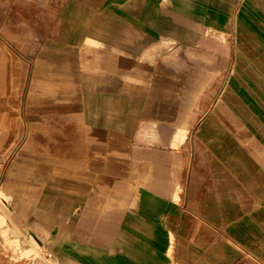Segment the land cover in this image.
<instances>
[{
    "label": "crops",
    "instance_id": "0c3cea01",
    "mask_svg": "<svg viewBox=\"0 0 264 264\" xmlns=\"http://www.w3.org/2000/svg\"><path fill=\"white\" fill-rule=\"evenodd\" d=\"M161 1L0 0V33L22 50L24 66L42 63L38 59L54 48L78 58L90 45L108 50L106 65L115 64L117 55L122 66L152 63L156 87L147 96L155 102L139 121L157 128L162 142L174 139L186 114L191 122L197 113L208 111L228 71L234 69V91L223 101L217 98L213 112L203 119L204 141L196 138L197 165L190 170L188 204L176 200L180 154L143 148L135 159L117 158L119 154L111 151L101 154L109 158L100 159L102 163L94 164L88 174L93 190L87 202L61 204L60 211L37 214V222L51 230L45 249L50 240L55 264H195V250L185 254L186 262L176 249L172 261L170 246L182 235L196 241L197 219L205 241L212 240L216 229L244 246L250 256L264 259V0H216L238 7V50L231 59L222 46L219 53L191 50L190 42L198 39L191 30L196 22L164 28L166 21L157 17ZM150 12L157 18L150 19ZM196 26L201 30L200 24ZM167 37L180 46L178 52L162 60L152 57L150 62L149 54L166 47ZM208 72L211 81L204 85ZM115 74L109 70L107 79H119ZM102 90L107 96L117 95L109 87ZM190 97H198L196 106L189 105ZM151 115L159 121H151ZM137 159L144 168L133 167ZM54 232L61 238L60 246L54 245ZM237 256L236 250L221 249L224 264ZM204 261L212 264V254L206 253Z\"/></svg>",
    "mask_w": 264,
    "mask_h": 264
},
{
    "label": "rangeland",
    "instance_id": "374dc122",
    "mask_svg": "<svg viewBox=\"0 0 264 264\" xmlns=\"http://www.w3.org/2000/svg\"><path fill=\"white\" fill-rule=\"evenodd\" d=\"M159 8V15H156L159 20L166 21V29H172L174 23L201 25V30L196 29L195 23L191 28L198 38L190 42L192 51L219 53L222 46L230 59L236 56L238 17L235 20V15L238 7L235 3L162 0ZM156 15L149 13L150 19L157 18ZM166 42L169 43L164 48L160 46L158 53L155 50L149 54L150 62L152 57L171 58L180 49L178 44L172 43L171 37H167ZM91 46L79 53L78 58H70L62 48L50 49L46 58L38 59L42 63L29 68L21 63L19 52L22 50L14 48L0 33V264H55L50 240L49 249H45L51 230L45 227L48 231L45 233L36 228L37 214L46 210L60 211L61 204L87 202L93 190L88 174L94 164L102 163L100 159L109 158L101 155L109 151L119 154L117 158H132L133 155L134 159L141 148L180 154L181 182L176 200L182 206L188 204L191 171L197 165L196 138L199 142L204 141L201 136L203 119L213 112L217 98L220 96L223 101L226 94L234 91V69L228 71L208 111L197 113L191 122L186 114V121L174 130V139L162 142L158 139L157 128L139 121L146 107L155 102L153 97L147 96L150 89L156 87L152 63L133 62L122 66L117 55L115 64L106 65L108 50ZM70 60L73 63H69ZM109 70L119 79L108 80ZM211 76L208 72L204 85L210 83ZM106 87L114 89L117 95H105L102 89ZM159 88L162 89L163 84ZM14 90L18 92L17 102L16 98L10 97ZM189 99V105L196 106L198 97ZM180 102L185 105V100ZM13 105L17 108L14 115H10ZM157 119L155 115L150 116L153 122L159 121ZM23 121L26 122L24 128ZM23 130L25 138L18 143ZM141 134L143 139H140ZM217 147L220 149L221 146ZM133 167L141 169L145 166L137 159ZM184 214L194 218L187 211ZM197 221L196 241L185 240L184 235L180 240L172 241V261L174 250L179 249L181 261L188 262L185 254L195 250V264H204L206 253L212 254V264H224L221 249L228 248L236 250L238 255L229 264H264L263 258L250 256L244 246L236 241L233 243L216 229H213L212 240L205 241L200 221ZM53 230L59 234V230ZM6 233H10L8 240ZM53 235L54 245L60 246V236L55 238V232ZM17 247L20 252L15 256ZM55 248L59 250V247Z\"/></svg>",
    "mask_w": 264,
    "mask_h": 264
},
{
    "label": "bare ground",
    "instance_id": "6f19581e",
    "mask_svg": "<svg viewBox=\"0 0 264 264\" xmlns=\"http://www.w3.org/2000/svg\"><path fill=\"white\" fill-rule=\"evenodd\" d=\"M13 96H10L11 98H16L15 99V102H17L18 101V92L16 91V90H14L13 92ZM10 94L8 93V96H9ZM9 97H7L6 99H7V104H9L10 102H9V99H8ZM11 101V100H10ZM13 102V101H12ZM14 103V102H13ZM15 108H17V106L16 105H13L12 107H11V111L12 112H10V115L11 114H13L14 115V109ZM9 113V112H8ZM24 127H26V122L25 121H23V128ZM24 138H25V132H24V130H23V134H22V136L19 138V139H17V141H18V143H20L21 141H23L24 140ZM42 212H39L38 214H41ZM14 216V215H13ZM16 222V221H15ZM7 223V222H6ZM18 223V222H17ZM36 223V228L37 229H39V230H41V232H45V233H48V231H47V229L45 228V226H44V224H42V222H35ZM11 226V225H10ZM22 227V226H21ZM13 228V227H12ZM22 229V228H21ZM24 231V230H23ZM10 236V233H6V237H7V240L9 239L8 237ZM20 252V248L19 247H17V248H15V250H14V253H15V256L18 254ZM28 253H30V251H27V254ZM14 255H13V257H15ZM18 262V261H17ZM35 264H41L40 262H36Z\"/></svg>",
    "mask_w": 264,
    "mask_h": 264
}]
</instances>
